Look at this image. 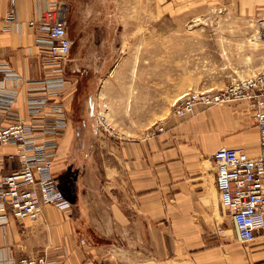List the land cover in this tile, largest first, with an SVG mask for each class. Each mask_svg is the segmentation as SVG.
I'll return each mask as SVG.
<instances>
[{
	"label": "crops",
	"instance_id": "0c3cea01",
	"mask_svg": "<svg viewBox=\"0 0 264 264\" xmlns=\"http://www.w3.org/2000/svg\"><path fill=\"white\" fill-rule=\"evenodd\" d=\"M259 1L0 0V14L11 11L14 16L9 28L0 23V62L9 69L0 73L2 125L40 115L31 116L26 98L41 92L46 78L53 76L36 42L37 27L28 21L61 3L71 47L76 48L64 63V86L53 95L63 103L67 124L58 138L52 174L71 209L44 204L35 219L7 215L0 222V264L37 255L49 264H264V232L246 243L236 238L211 157L220 146L257 154L258 131L245 101L195 105L184 117L162 112L156 116L164 130L155 135L129 136L126 130L102 135L93 122V108L102 103L110 109L125 106L132 89L94 91L78 86L79 74L70 73L89 54L96 71L110 62V49L122 44L132 48L133 31L149 32L147 25L133 30V15L156 18L150 29L156 39L149 41L145 34L135 43L150 47L159 63L166 14H191L196 7L206 11L222 2L252 11ZM124 60L131 64V54ZM163 78L157 71L156 80ZM123 79H128L126 73ZM157 93L164 95V89ZM13 154L12 145L0 144V178L19 167Z\"/></svg>",
	"mask_w": 264,
	"mask_h": 264
},
{
	"label": "built area",
	"instance_id": "2783aa9c",
	"mask_svg": "<svg viewBox=\"0 0 264 264\" xmlns=\"http://www.w3.org/2000/svg\"><path fill=\"white\" fill-rule=\"evenodd\" d=\"M13 22L11 11L0 14L3 28H9ZM28 24L37 27L36 42L53 76L46 78L41 92L27 95L29 113L32 116L41 112L39 116L17 118L8 125L0 123V144L12 145L13 156L19 162L17 169L0 178V222L7 215L18 220L35 219L44 204L66 212L71 209L52 174L58 138L67 124L62 101L53 98L64 86L63 67L71 48L61 3H55L52 10L30 19ZM1 72L9 69L0 62ZM231 100L245 101L252 112L259 150L250 156L241 148L220 146L211 157L221 204L231 215L236 238L246 243L253 240L256 232H264V70L233 79L220 90H190L174 103L171 114L184 116L192 113L195 105L211 106ZM104 129L114 131L107 125ZM163 130L160 124L152 133ZM15 264H49V261L43 255L24 256Z\"/></svg>",
	"mask_w": 264,
	"mask_h": 264
},
{
	"label": "rangeland",
	"instance_id": "374dc122",
	"mask_svg": "<svg viewBox=\"0 0 264 264\" xmlns=\"http://www.w3.org/2000/svg\"><path fill=\"white\" fill-rule=\"evenodd\" d=\"M255 7L246 11L231 2H222L206 11L196 7L191 14H166L163 20L164 57L159 58V63L155 54L150 53V47H139L135 43L141 36L145 38L146 33L133 31L132 48L122 44L110 49V62L100 65L96 71L90 54L84 58L83 64L71 66L70 73L79 74L80 87H92L94 91L125 86L132 89V97L125 106L121 103L110 109L102 103L93 108L92 119L98 132L110 135L126 130L129 136L155 135L157 132L152 131L160 125L156 115L171 113L174 103L186 92L193 89L220 90L233 79L263 71L264 33L261 30L264 0H260ZM132 23L133 30L136 25H147V39H156L155 32L150 31L151 26L157 23L155 17L148 16L145 20V17L133 15ZM255 33H259L256 39ZM75 51L73 45L70 56ZM125 54H131V64L124 62ZM92 71L96 73L91 80ZM157 71L164 73L163 80H156ZM124 73L128 78L126 80L123 79ZM161 87L164 95L157 93ZM171 89L176 91L173 96L168 94ZM141 90L144 92L142 95ZM113 122L126 127L114 128L111 125ZM106 125L114 129L113 133L104 129Z\"/></svg>",
	"mask_w": 264,
	"mask_h": 264
},
{
	"label": "bare ground",
	"instance_id": "6f19581e",
	"mask_svg": "<svg viewBox=\"0 0 264 264\" xmlns=\"http://www.w3.org/2000/svg\"><path fill=\"white\" fill-rule=\"evenodd\" d=\"M263 33H264V24L262 25V30H261ZM260 33V32H259ZM259 33H255L254 34V38L256 39L258 36H259Z\"/></svg>",
	"mask_w": 264,
	"mask_h": 264
}]
</instances>
